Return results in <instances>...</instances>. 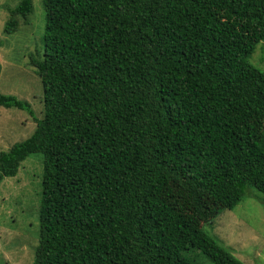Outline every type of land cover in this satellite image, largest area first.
I'll list each match as a JSON object with an SVG mask.
<instances>
[{
    "label": "trees",
    "instance_id": "trees-1",
    "mask_svg": "<svg viewBox=\"0 0 264 264\" xmlns=\"http://www.w3.org/2000/svg\"><path fill=\"white\" fill-rule=\"evenodd\" d=\"M42 1L44 116L0 154V185L43 155L33 264H243L203 224L264 205V0Z\"/></svg>",
    "mask_w": 264,
    "mask_h": 264
},
{
    "label": "rangeland",
    "instance_id": "rangeland-1",
    "mask_svg": "<svg viewBox=\"0 0 264 264\" xmlns=\"http://www.w3.org/2000/svg\"><path fill=\"white\" fill-rule=\"evenodd\" d=\"M33 1L32 14L26 21L17 17L18 31L8 35L5 26L10 10L21 0H0V93L29 102L34 112L32 117L25 111L0 107V154L27 140L36 129L35 120L44 116L43 86L31 59L40 60L44 54L45 10L42 0ZM249 62L264 71V42ZM42 179L43 155L36 154L22 163L16 177L5 178L0 185V264H33ZM259 197L249 187L234 210H225L203 224L204 230L243 264H264V205ZM187 256L196 264H213L200 251Z\"/></svg>",
    "mask_w": 264,
    "mask_h": 264
}]
</instances>
